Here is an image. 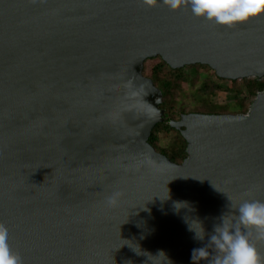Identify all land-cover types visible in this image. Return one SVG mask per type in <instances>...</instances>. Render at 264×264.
Wrapping results in <instances>:
<instances>
[{
	"label": "water",
	"instance_id": "obj_1",
	"mask_svg": "<svg viewBox=\"0 0 264 264\" xmlns=\"http://www.w3.org/2000/svg\"><path fill=\"white\" fill-rule=\"evenodd\" d=\"M157 56L263 77L264 12L227 26L163 0H0V223L23 264H207L193 249L213 252L221 217L264 201V91L248 114L171 120L188 154L172 162L149 142Z\"/></svg>",
	"mask_w": 264,
	"mask_h": 264
},
{
	"label": "clouds",
	"instance_id": "obj_2",
	"mask_svg": "<svg viewBox=\"0 0 264 264\" xmlns=\"http://www.w3.org/2000/svg\"><path fill=\"white\" fill-rule=\"evenodd\" d=\"M154 6L158 0H144ZM170 10L187 5L196 17L214 20L220 25L231 26L249 17L264 12V0H163ZM119 193H113L106 200L109 207L118 203ZM235 211L234 218L221 217L208 235V246L193 249L192 260H206L207 264H264L254 243L264 240V201L243 200ZM9 230L0 223V264H23L18 252H13L8 243ZM194 239L203 240L204 235L195 232Z\"/></svg>",
	"mask_w": 264,
	"mask_h": 264
},
{
	"label": "trees",
	"instance_id": "obj_3",
	"mask_svg": "<svg viewBox=\"0 0 264 264\" xmlns=\"http://www.w3.org/2000/svg\"><path fill=\"white\" fill-rule=\"evenodd\" d=\"M156 58L158 61L151 67V72L147 73L144 68V74L162 91L160 108L165 111V121L159 122L153 128L149 142L172 162L181 163L188 154L187 141L178 129L171 126V120H178L183 114L191 112L248 114L257 95L264 91V76L242 78V83H238L239 79L230 80L231 85L227 86L221 83L227 79L217 76L208 65L195 64L175 69L160 56L149 58L145 62ZM203 69L209 70L204 76L201 72ZM184 82L191 84L193 89L192 103L180 99L186 93L182 87ZM220 90L234 91L235 102L226 104L215 101L214 97ZM243 93L246 94L242 95Z\"/></svg>",
	"mask_w": 264,
	"mask_h": 264
},
{
	"label": "rangeland",
	"instance_id": "obj_4",
	"mask_svg": "<svg viewBox=\"0 0 264 264\" xmlns=\"http://www.w3.org/2000/svg\"><path fill=\"white\" fill-rule=\"evenodd\" d=\"M157 61H158V58H156V59H150L147 62H145L144 68H146V72L147 73H150L151 72V67ZM143 72H144V70H143ZM201 72H202V75L204 76V75H206L207 72H209V70L208 69H203ZM242 82H243L242 79H239L238 80V83H242ZM221 83H223L224 85H227V86L231 85V82H230L229 79L222 80ZM182 87L184 88V90L186 91V93L184 95H182L180 97V99L183 100L184 102L192 103L193 100H192L191 92H193L192 91L193 89L191 87V84H189L187 82H184L182 84ZM244 94H246V93H243L242 95H244ZM214 100L217 101V102H220V103H226V104L229 103V104H232V103L235 102V92L232 91V90H220V91H218V94L214 97Z\"/></svg>",
	"mask_w": 264,
	"mask_h": 264
}]
</instances>
